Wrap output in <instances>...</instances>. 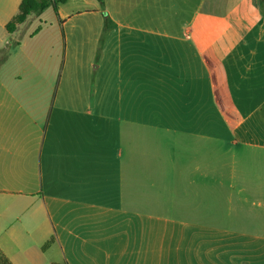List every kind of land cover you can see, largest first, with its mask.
I'll list each match as a JSON object with an SVG mask.
<instances>
[{
	"label": "crops",
	"instance_id": "0c3cea01",
	"mask_svg": "<svg viewBox=\"0 0 264 264\" xmlns=\"http://www.w3.org/2000/svg\"><path fill=\"white\" fill-rule=\"evenodd\" d=\"M21 1L0 0L9 262L264 264L260 0L65 1L57 31L8 33Z\"/></svg>",
	"mask_w": 264,
	"mask_h": 264
},
{
	"label": "trees",
	"instance_id": "16d2710c",
	"mask_svg": "<svg viewBox=\"0 0 264 264\" xmlns=\"http://www.w3.org/2000/svg\"><path fill=\"white\" fill-rule=\"evenodd\" d=\"M102 3V0H98ZM65 3V0H22L19 6L18 14L7 24L8 33H13L18 29V26L24 24L28 18L35 14L38 15L48 8H52L55 15L58 16V6ZM261 9L264 10V0H260ZM105 29H108L106 24ZM7 58L6 55L0 59V64ZM0 264H12L0 251Z\"/></svg>",
	"mask_w": 264,
	"mask_h": 264
},
{
	"label": "rangeland",
	"instance_id": "374dc122",
	"mask_svg": "<svg viewBox=\"0 0 264 264\" xmlns=\"http://www.w3.org/2000/svg\"><path fill=\"white\" fill-rule=\"evenodd\" d=\"M65 1H66V4L63 5L61 9V12L63 14H68V13H71L73 10H75V8L77 7V5L75 4V1L77 0H65ZM82 7L83 5H80V8ZM40 14H41V24L47 23L46 29L48 31L53 30V29H56V31L58 30L57 21H56L57 16L55 15L52 8H48ZM51 24H53V26H50ZM244 264H248V263L245 262Z\"/></svg>",
	"mask_w": 264,
	"mask_h": 264
}]
</instances>
